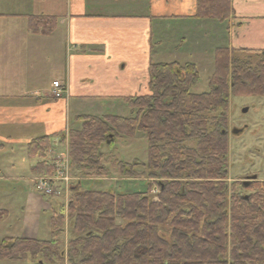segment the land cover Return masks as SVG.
<instances>
[{
  "label": "trees",
  "instance_id": "trees-1",
  "mask_svg": "<svg viewBox=\"0 0 264 264\" xmlns=\"http://www.w3.org/2000/svg\"><path fill=\"white\" fill-rule=\"evenodd\" d=\"M196 17L224 22L230 0H197ZM30 28L44 33L54 16H30ZM254 54V60L244 54ZM253 59V60H252ZM199 79L192 62L153 63L149 93L125 99L128 117L85 116L81 127L64 133L69 167L80 176L108 172L103 146L120 136L143 135L145 163L115 161L123 177H145V190L115 193L70 186L66 249L60 235L65 217L55 199L50 239L4 238L0 260L36 258L46 264H264V181L227 183L229 96H264V49L217 47L207 90L191 87ZM47 136L27 144L31 157L43 158L53 147ZM114 163V162H112ZM145 168L136 172L135 167ZM34 172L50 174L54 165L39 161ZM156 199L150 198L152 186ZM238 186V189H237ZM3 215L0 211V217ZM120 220V221H118Z\"/></svg>",
  "mask_w": 264,
  "mask_h": 264
},
{
  "label": "crops",
  "instance_id": "crops-1",
  "mask_svg": "<svg viewBox=\"0 0 264 264\" xmlns=\"http://www.w3.org/2000/svg\"><path fill=\"white\" fill-rule=\"evenodd\" d=\"M197 3L0 0V150H11L8 168L32 177L39 161L54 164L61 155L69 161L67 141L57 140L80 128L85 116L113 115L117 104L128 107L126 98L148 94L153 63L197 66L198 57L213 58L217 47L264 49V0H230L224 22L196 17ZM38 15L55 17L50 32L30 28V16ZM54 80L64 89L59 98L51 95ZM41 136L53 147L43 158L29 156L28 142ZM30 177L13 184L20 191L12 190L6 204L0 200V241L50 239L44 237L50 235L55 198L42 196ZM72 177L70 186L81 182Z\"/></svg>",
  "mask_w": 264,
  "mask_h": 264
},
{
  "label": "rangeland",
  "instance_id": "rangeland-1",
  "mask_svg": "<svg viewBox=\"0 0 264 264\" xmlns=\"http://www.w3.org/2000/svg\"><path fill=\"white\" fill-rule=\"evenodd\" d=\"M200 54L199 56H201ZM208 55V54H207ZM206 55V56H207ZM250 56L254 60L256 55L244 54L242 57ZM209 57V56H208ZM252 59V60H253ZM197 66L199 70V79L191 88L192 92L199 93L206 91L208 86V80L213 71V58L198 57ZM227 111V146L229 152V168L228 176L226 178L227 183L234 181L242 182L250 180L252 175H256L258 181H264V96H229ZM111 109V108H110ZM111 111V110H110ZM113 115H121L128 117L130 110L127 106L117 104L113 111L110 112ZM136 137L130 138L126 136H120L109 149L106 146L101 148L103 155L105 156V166L108 168V172L104 176H80L77 171L75 173L70 172V176L79 177L81 179L80 190L83 189H98V190H110L115 193L129 192L132 190H145V182L149 181L154 183V179L145 177H123L120 175L115 165V161H122L132 163L134 160L145 163L147 160V141L146 138L136 133ZM57 155V154H55ZM9 156H12L9 147H5L0 150V200L3 199V203H7L6 196L11 195L12 190L17 189V186H13L15 182L21 183L19 180H24L26 177H30V172H15L8 168ZM58 156V155H57ZM58 160H64L63 156L57 157ZM115 159V161H113ZM68 162V161H67ZM114 162V163H112ZM145 168L136 166V172H141ZM53 172V171H52ZM51 172V173H52ZM50 173V174H51ZM14 174L13 176H11ZM17 174V175H15ZM18 175L25 178H20L13 181L12 177H18ZM28 175V176H27ZM44 175V174H35ZM48 175V174H46ZM73 178V177H72ZM71 178V179H72ZM127 178V179H125ZM95 179L99 180V186L96 185ZM26 180V179H25ZM27 182V180L25 181ZM238 189V186H237ZM158 187L153 185L150 192V198L156 199L158 194ZM70 186L68 189V196L65 198L58 195V199L65 201L70 197ZM15 195V194H12ZM11 199V198H8ZM62 202V201H61ZM13 203V202H12ZM67 203H62L63 214L65 217V230L63 235H60V242L63 249H66V242L69 233H67L68 219H67ZM16 206L18 205L15 204ZM120 221V220H118ZM5 232V229L0 228V235ZM1 237V236H0ZM50 237L47 234L44 239ZM43 239V238H42ZM0 264H46L36 258H27L18 261L0 260ZM63 264H70L66 261Z\"/></svg>",
  "mask_w": 264,
  "mask_h": 264
},
{
  "label": "built area",
  "instance_id": "built-area-1",
  "mask_svg": "<svg viewBox=\"0 0 264 264\" xmlns=\"http://www.w3.org/2000/svg\"><path fill=\"white\" fill-rule=\"evenodd\" d=\"M63 93L64 89L62 84L58 80H54L52 82V97L59 98L63 95ZM63 159L64 160L57 159L55 161L54 170L51 174L30 177L34 189L42 196L48 198H59L58 195L60 193L65 198L68 196V189L73 178L70 176L68 171L67 159ZM64 202L66 203L67 199Z\"/></svg>",
  "mask_w": 264,
  "mask_h": 264
},
{
  "label": "water",
  "instance_id": "water-1",
  "mask_svg": "<svg viewBox=\"0 0 264 264\" xmlns=\"http://www.w3.org/2000/svg\"><path fill=\"white\" fill-rule=\"evenodd\" d=\"M254 179H256V175H252L250 178V180H254ZM245 182H248V181H245Z\"/></svg>",
  "mask_w": 264,
  "mask_h": 264
}]
</instances>
